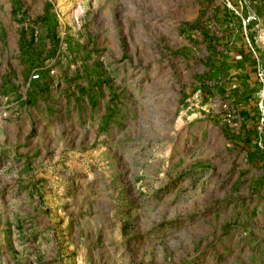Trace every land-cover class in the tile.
<instances>
[{"label": "rangeland", "instance_id": "rangeland-1", "mask_svg": "<svg viewBox=\"0 0 264 264\" xmlns=\"http://www.w3.org/2000/svg\"><path fill=\"white\" fill-rule=\"evenodd\" d=\"M225 17L0 0V264H264V157L215 119L219 40L240 38Z\"/></svg>", "mask_w": 264, "mask_h": 264}, {"label": "crops", "instance_id": "crops-1", "mask_svg": "<svg viewBox=\"0 0 264 264\" xmlns=\"http://www.w3.org/2000/svg\"><path fill=\"white\" fill-rule=\"evenodd\" d=\"M226 40H219L220 54H216L215 75H212L216 88L212 93L215 103L226 105L225 109L217 108V129L220 128V132L227 136L228 132H234V145L239 149L244 148L249 162L255 165L259 154L264 157V124L259 122L254 102V94L258 88L255 61L241 39H234L231 43ZM203 92L205 99H208L210 95L207 90ZM206 107L210 109L209 106ZM211 122L214 123V119ZM13 127L14 125L10 126L11 132ZM1 132H4L2 127Z\"/></svg>", "mask_w": 264, "mask_h": 264}, {"label": "built area", "instance_id": "built-area-1", "mask_svg": "<svg viewBox=\"0 0 264 264\" xmlns=\"http://www.w3.org/2000/svg\"><path fill=\"white\" fill-rule=\"evenodd\" d=\"M226 12L225 27L234 31L247 45L249 51L253 54L255 61L256 82L258 85L254 94L256 112L258 113L259 122L264 124V70L257 64L255 48L256 38L253 32L261 25V17L256 8L262 0H219ZM40 75L35 73L31 76L32 81H38ZM221 109L226 105L218 104Z\"/></svg>", "mask_w": 264, "mask_h": 264}]
</instances>
